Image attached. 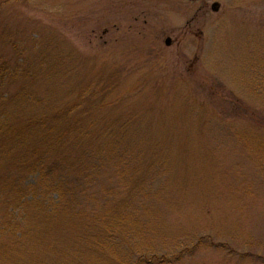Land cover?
Masks as SVG:
<instances>
[{
	"label": "rangeland",
	"instance_id": "rangeland-1",
	"mask_svg": "<svg viewBox=\"0 0 264 264\" xmlns=\"http://www.w3.org/2000/svg\"><path fill=\"white\" fill-rule=\"evenodd\" d=\"M0 28L10 38L0 42L6 62L51 61L41 84L55 93L48 101L80 118L72 134L87 135L82 149L116 151L91 160L75 211L133 215L169 255L163 264H264V0H0ZM68 136L55 156L68 159ZM0 164V182L19 171ZM66 182L76 184L74 175ZM39 193L15 210L0 194V240L15 223L16 236L25 228L31 236L30 252L0 264L110 256L103 221L86 227L101 240L83 251L74 246L81 217Z\"/></svg>",
	"mask_w": 264,
	"mask_h": 264
},
{
	"label": "trees",
	"instance_id": "trees-1",
	"mask_svg": "<svg viewBox=\"0 0 264 264\" xmlns=\"http://www.w3.org/2000/svg\"><path fill=\"white\" fill-rule=\"evenodd\" d=\"M7 34L6 29L0 28L2 45L10 41ZM36 59L39 70L32 65L33 60ZM52 70L51 61L46 65L44 54L33 58L30 56L23 58L18 54L13 62H6L0 55V162L5 160L11 168L15 166L19 170L14 176L9 174L3 182H0V194L6 195L9 200L8 210L17 209L21 199H25V196L31 198L33 192H40L37 196L54 194L58 201L64 204L63 207L61 206L63 211L81 217L83 221L85 233L74 241V246H80L85 251L88 246L96 248L100 244L101 236L91 234L86 229V227L92 228L89 225L99 220L101 223L103 221L100 229L102 235H106L101 242L110 246V256L101 255L102 262L163 264L162 258L168 260L169 255L157 250L158 247L153 244V240L145 239L137 223L138 220L133 215L115 214L114 216L113 213L109 216L91 212L81 215L82 211H75L79 209L78 206L72 207V199L75 193H78V187L80 193H84L87 189L89 174L84 175V173L91 169H89L91 160L100 163L110 156L111 152L116 151L105 153L104 147L101 146L103 144L99 142L94 143L93 151L87 152L82 149L87 135L83 130L78 134H72L75 132L73 122H81L80 118L72 115V106L63 107L48 101L50 98H55V93L41 84V81L51 79L54 73ZM35 86L41 87L39 93L33 89ZM67 136L72 138L68 159L59 154L55 156L54 153L66 145L64 139ZM73 146H78V150L74 151ZM100 167L101 165H97L93 169L97 171ZM30 175H36L37 180L33 184H26L27 176ZM69 175H74L76 184L69 185L66 182ZM33 206V209H40L35 204ZM113 218L115 221L112 225ZM64 219L65 217L62 216L61 222H64ZM8 223L12 224L9 215ZM17 224L11 226L8 238L0 240V261L12 256V253L22 255L31 251L26 244L27 237L31 238L30 230L25 228L20 236H16L12 231L21 229L16 227ZM94 224L99 226L97 223ZM110 239L114 243L116 239L117 241L112 244ZM88 255L86 264H104L97 259L100 255L97 252ZM29 256L33 263L38 262V257L32 259L31 254ZM93 260L95 262H91Z\"/></svg>",
	"mask_w": 264,
	"mask_h": 264
},
{
	"label": "water",
	"instance_id": "water-1",
	"mask_svg": "<svg viewBox=\"0 0 264 264\" xmlns=\"http://www.w3.org/2000/svg\"><path fill=\"white\" fill-rule=\"evenodd\" d=\"M165 44H166V45H169V44H170V40H169V39H166V40H165Z\"/></svg>",
	"mask_w": 264,
	"mask_h": 264
}]
</instances>
